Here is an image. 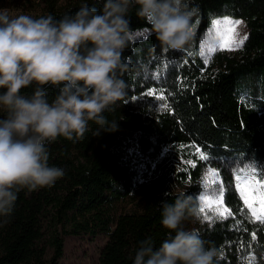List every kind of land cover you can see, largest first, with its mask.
<instances>
[{"label":"trees","instance_id":"1","mask_svg":"<svg viewBox=\"0 0 264 264\" xmlns=\"http://www.w3.org/2000/svg\"><path fill=\"white\" fill-rule=\"evenodd\" d=\"M33 1L25 0L26 14L57 20L84 2L97 10L103 3ZM189 2L196 9L190 26L199 22L192 39L212 19L229 16L246 26L243 49L212 53L207 64L198 52L161 50L133 9V38L123 53L130 65L123 76L127 95L104 114L117 130L93 136L96 125L90 124L82 140L60 137L46 146L49 166L62 167L65 175L51 188L19 192L13 214L0 224V264H59L64 239L88 235L105 240L97 264H133L140 241L151 238L159 248L165 239L162 202L172 203L183 193L199 210L202 172L209 167L221 173L225 203L234 217L194 229L206 247L216 250L214 264H247L251 256L255 264H264V227L241 214L243 202L236 191L238 173L252 168L257 175L264 173V0ZM141 32L146 35L136 38ZM152 88L163 89L170 110L143 95ZM47 93L51 99L56 90ZM196 147L209 154L211 164L199 161Z\"/></svg>","mask_w":264,"mask_h":264},{"label":"clouds","instance_id":"2","mask_svg":"<svg viewBox=\"0 0 264 264\" xmlns=\"http://www.w3.org/2000/svg\"><path fill=\"white\" fill-rule=\"evenodd\" d=\"M133 9L161 50L190 46L196 9L189 0H103L99 10L84 2L59 20L0 8V224L19 192L51 188L65 175L49 166L47 145L82 140L90 124L93 136L117 130L104 114L127 95L123 53ZM48 88L56 90L51 99ZM160 211L165 239L159 248L140 241L133 264H214L216 250L187 226L198 218L191 197L181 193Z\"/></svg>","mask_w":264,"mask_h":264},{"label":"snow or ice","instance_id":"3","mask_svg":"<svg viewBox=\"0 0 264 264\" xmlns=\"http://www.w3.org/2000/svg\"><path fill=\"white\" fill-rule=\"evenodd\" d=\"M243 24L242 20L232 19L230 17H224L223 19H214L213 26L216 30V43L214 46L208 49L209 53H215L217 51H239L242 50L248 36H240L238 31L239 27ZM137 35H143V33H137ZM203 54V53H202ZM206 60L205 63H209ZM147 97H155L157 101L162 102V107L165 110H170V105L167 103V95L163 89L157 90L152 88L143 93ZM170 95V93H168ZM136 99V97H133ZM264 101V98H261ZM195 152L199 157V161H205L211 164L210 156L201 148L196 147ZM190 167H196L191 161H187ZM221 173L214 167H209L203 178V184L205 189L204 195H199V214L203 215L204 220L211 221L213 219L224 221L230 217H234V212L230 207L226 206L224 197V185L220 180ZM219 186V192L217 195L209 194L215 186ZM236 191L239 193V198L243 202V209L241 214L250 216V219L254 223H258L264 227V173L256 174V170L252 168L251 172L245 171L244 173H238L236 176ZM252 241L257 240L255 230L252 232ZM244 244L241 243V249ZM223 256V251L221 252ZM255 256L248 258L247 264H255Z\"/></svg>","mask_w":264,"mask_h":264},{"label":"rangeland","instance_id":"4","mask_svg":"<svg viewBox=\"0 0 264 264\" xmlns=\"http://www.w3.org/2000/svg\"><path fill=\"white\" fill-rule=\"evenodd\" d=\"M24 3H25V0H6L0 3V8H7L13 11L19 10L25 13L27 9L24 6ZM35 6L36 4H34L33 8L37 9L35 8ZM224 17H229V16H222V17H217L214 19H223ZM230 18L236 19L233 17H230ZM214 19H212L210 25L204 30V32H202L200 37L193 38L190 46L185 48V50L189 54L194 55L195 53L198 52L201 58L205 60H208V58L210 59V56L212 53H209L208 49L214 46L216 43V30L213 26ZM236 20H240V19H236ZM198 25H199L198 20L193 22L191 26L193 35L197 33ZM238 31L241 37L247 35V29H246L244 22L239 27ZM145 35L146 33L144 32L142 36L136 35L135 37L141 38ZM131 38L133 37L131 36ZM206 172H207V169L202 172V181L200 185L203 190L199 193V195L205 194L203 178ZM218 192L219 190H217V186H215L209 194L217 195ZM200 206L201 205L199 203V207ZM197 217L198 218L195 221L189 223L187 226L194 229L202 224L209 222L208 220H204L203 215L199 214L198 211H197ZM104 243H105V240L102 236H96L95 238H90L89 235L79 236V237L67 236L64 239V254L59 264H97L98 252H99V249L103 247Z\"/></svg>","mask_w":264,"mask_h":264}]
</instances>
